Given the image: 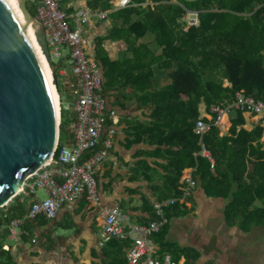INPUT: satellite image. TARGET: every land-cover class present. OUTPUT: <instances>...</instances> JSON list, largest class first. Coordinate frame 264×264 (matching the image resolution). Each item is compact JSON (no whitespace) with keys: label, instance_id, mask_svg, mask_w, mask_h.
<instances>
[{"label":"trees","instance_id":"obj_1","mask_svg":"<svg viewBox=\"0 0 264 264\" xmlns=\"http://www.w3.org/2000/svg\"><path fill=\"white\" fill-rule=\"evenodd\" d=\"M99 1V2H97ZM111 0H95L93 8H110ZM152 1L154 4L144 3ZM132 5L119 10L116 16H132L136 21L130 25V32L142 38L151 32L161 48L152 52L147 46L136 47V56L151 58L148 62L136 60L132 76L150 78L154 66L169 69L171 82L159 89L145 84L142 105L148 110L147 120L136 129L137 137L156 148L146 152L149 160L145 165V179L153 181V169L160 168L157 175L162 184L153 185L157 198L153 199L150 211L157 202L182 193L186 184L185 169L197 166L195 178L209 197L229 199L225 216L229 224L239 225L244 231L264 224V142L263 127H245V112L234 109L230 113L231 127L222 133L218 125L207 131L202 142L215 160L199 154L201 137L195 131L201 117L200 106L227 104L238 92L253 95L264 101V0H132ZM32 12L37 15L29 2ZM190 14L198 22L191 23ZM121 30L114 27L110 37L120 36ZM124 35V34H122ZM121 62L102 60L104 75L114 84L124 76ZM230 85H225V81ZM62 103L64 102L61 96ZM63 107L60 124V149L71 145L73 134ZM98 148L90 150L89 157ZM149 173V174H148ZM34 196L30 192V197ZM85 197V196H84ZM86 198V197H85ZM261 201V205L257 202ZM29 209L28 198L19 194L7 206L0 208V264H17L11 242V223L23 217ZM195 209L192 200L176 203L166 208L169 219L184 216ZM45 219V218H44ZM37 220H27L20 227L21 240L28 241L34 235ZM147 220L143 223H147ZM41 223L46 224L44 220ZM169 225L156 234L163 256L172 253L179 262L187 256V264H194L198 253L186 250L167 240ZM131 240L112 239L102 249L106 258L103 264H129L128 251ZM38 264V263H34Z\"/></svg>","mask_w":264,"mask_h":264},{"label":"crops","instance_id":"obj_2","mask_svg":"<svg viewBox=\"0 0 264 264\" xmlns=\"http://www.w3.org/2000/svg\"><path fill=\"white\" fill-rule=\"evenodd\" d=\"M122 1L111 0V6L107 9L93 8L92 4L95 0H63L62 2V7L73 28L78 27L77 12L81 9L108 12L104 18L92 15L88 22L80 25L87 51L100 66L103 74L104 94L107 98L104 137L109 129L116 130L114 147L109 157L96 171L102 204L99 207L92 206L82 196L74 202L64 204L55 218L39 215L32 219L37 220L36 228L34 235L28 241L21 240L20 227L25 222L22 223L16 235L12 232L11 238L17 264H103L106 258L102 254V249L106 244H101L100 233L105 221L103 212L106 208L119 206L131 223H143L156 218L155 210H149L153 199L158 196L153 185L162 184L163 180L157 176L161 172L160 168L150 171L153 174V181L144 178L146 170L142 168L145 166L141 165L142 162L149 160L151 166L156 167L152 162L154 159L144 154L154 150L156 146L139 139L136 135L138 125L149 116L148 110L142 105L141 96L144 93L139 87L152 83L154 89H159L171 82V71L155 65V74L150 78L132 76V66L136 60L139 59V62L143 60L146 63L151 59L141 55L137 57L136 47L147 46L154 53H160L161 48L151 32L139 39L130 32V25L136 21V16H132L131 21L128 22L125 16L115 15L119 10L137 5L132 0L122 5ZM30 3L36 9L37 0H30ZM148 3L154 4L148 1L143 5ZM191 17L190 14L189 20ZM116 26L121 30L120 36L112 38L110 35ZM102 60H106L107 63L121 62L124 76L118 77L114 84L110 82L108 84ZM55 63L58 65L59 97L61 100L63 96L64 100L63 103L61 100L62 109L63 107L66 109L67 120L71 124L77 115L74 108L77 99L75 92L77 79L72 73L69 55L55 59ZM225 85L230 83L226 80ZM211 106L207 107L206 103L201 104V117L207 120L213 117L210 112ZM233 110L224 116L225 128L219 126L222 133L227 132L232 125L230 113ZM244 114L247 119L246 128L252 129L258 124L261 125L258 115L246 112ZM262 141L264 142V133ZM54 164L63 165L60 162ZM193 167L197 169V166ZM189 168L192 167L185 169V173ZM195 172L196 170L194 176ZM25 189L27 192L21 193L28 198L29 209L36 199H45L48 196L44 189H37L34 196L30 197L29 180L25 184ZM190 198L195 207L193 212L168 218L169 229L166 237L170 243L197 252L198 258L194 264H264V224L254 226L250 231H244L239 225L229 224L225 216L229 199L209 197L199 183ZM257 204L261 205V201L259 200ZM40 220L47 223L43 224ZM153 239L157 246L156 253L162 256L156 234ZM178 264H187L185 254L181 256Z\"/></svg>","mask_w":264,"mask_h":264},{"label":"built area","instance_id":"obj_3","mask_svg":"<svg viewBox=\"0 0 264 264\" xmlns=\"http://www.w3.org/2000/svg\"><path fill=\"white\" fill-rule=\"evenodd\" d=\"M62 2L63 0H37L36 11L37 17L45 26L53 60L69 55L71 70L77 79L75 89L77 99L74 102L77 115L70 124L73 144L65 145L60 149L58 159L62 166L49 161L27 179L31 192L35 193L37 189H44L48 196L45 199H36L24 217L12 221L11 229L14 235L17 234L18 227L26 220L35 219L39 215L50 219L55 218L64 204L74 202L82 196H85L92 206H101L102 197L96 171L109 157L114 147L115 128L109 129L104 137L107 98L104 94L102 70L90 57L80 27L81 24L88 22L92 15L104 18L108 12L106 10L91 12L89 9H81L77 12L78 27L73 28L62 7ZM128 3L130 0L122 1V5ZM190 22H198L197 17L192 14ZM232 109L258 115L264 133V101L257 100L253 95L238 92L232 102L212 105L210 112L213 117L209 120L200 117L195 128L201 137L199 154L207 157L212 165L215 160L202 142L203 136L213 125L224 129V116ZM60 113L62 120L61 100ZM59 142L60 136L54 156L59 148ZM98 147L99 149L93 154L85 157L88 151ZM195 170L196 167L187 170L186 184L182 187L181 195L155 204L156 218L147 223H131L119 206L106 208L103 212L105 221L100 233L101 244L105 245L112 239L131 240L127 255L129 264H178L170 253L163 256L156 253L157 246L153 236L168 223L166 208L178 202H185L191 197L198 185L194 176Z\"/></svg>","mask_w":264,"mask_h":264},{"label":"water","instance_id":"obj_4","mask_svg":"<svg viewBox=\"0 0 264 264\" xmlns=\"http://www.w3.org/2000/svg\"><path fill=\"white\" fill-rule=\"evenodd\" d=\"M17 1L52 69L59 94L58 65L51 56L45 26L30 9V0ZM60 124L61 113L57 119L40 59L21 16L0 0V208L27 192L30 175L49 161L60 162L54 156Z\"/></svg>","mask_w":264,"mask_h":264},{"label":"bare ground","instance_id":"obj_5","mask_svg":"<svg viewBox=\"0 0 264 264\" xmlns=\"http://www.w3.org/2000/svg\"><path fill=\"white\" fill-rule=\"evenodd\" d=\"M6 1L21 16V21H22L24 27L26 28V30H27V32H28V34H29L32 42H33V45H34V47H35V49L37 51L38 57L40 59V62H41V65H42V68H43V71H44V74H45V77H46L48 86H49L50 91H51V96H52V99H53V103H54V107H55V112H56L57 119H59V116H60V99H59L58 90H57L56 85H55V82H54V77H53L52 69L49 66L46 58L42 54L41 49H40V47H39V45H38V43L36 41V38H35V36L33 34L32 29L28 26V24L22 18V15H21V13L19 12V10L17 8L18 1L17 0H6Z\"/></svg>","mask_w":264,"mask_h":264},{"label":"rangeland","instance_id":"obj_6","mask_svg":"<svg viewBox=\"0 0 264 264\" xmlns=\"http://www.w3.org/2000/svg\"><path fill=\"white\" fill-rule=\"evenodd\" d=\"M57 61V60H56Z\"/></svg>","mask_w":264,"mask_h":264}]
</instances>
